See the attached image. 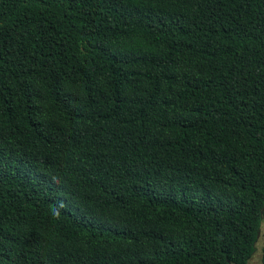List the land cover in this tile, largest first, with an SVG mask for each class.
Listing matches in <instances>:
<instances>
[{"label": "trees", "instance_id": "trees-1", "mask_svg": "<svg viewBox=\"0 0 264 264\" xmlns=\"http://www.w3.org/2000/svg\"><path fill=\"white\" fill-rule=\"evenodd\" d=\"M263 206L264 0H0V264H247Z\"/></svg>", "mask_w": 264, "mask_h": 264}, {"label": "rangeland", "instance_id": "rangeland-1", "mask_svg": "<svg viewBox=\"0 0 264 264\" xmlns=\"http://www.w3.org/2000/svg\"><path fill=\"white\" fill-rule=\"evenodd\" d=\"M263 245H264V225L260 224L257 231L256 239L253 243V251L251 253L249 260L247 261V264H261L260 255Z\"/></svg>", "mask_w": 264, "mask_h": 264}, {"label": "water", "instance_id": "water-1", "mask_svg": "<svg viewBox=\"0 0 264 264\" xmlns=\"http://www.w3.org/2000/svg\"><path fill=\"white\" fill-rule=\"evenodd\" d=\"M264 210V206L262 207V209L260 210V213Z\"/></svg>", "mask_w": 264, "mask_h": 264}]
</instances>
